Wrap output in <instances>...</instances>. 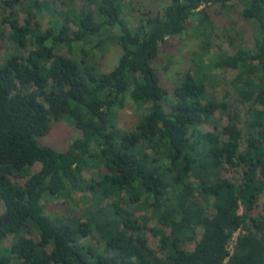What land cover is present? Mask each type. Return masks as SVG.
<instances>
[{
	"label": "trees",
	"instance_id": "trees-1",
	"mask_svg": "<svg viewBox=\"0 0 264 264\" xmlns=\"http://www.w3.org/2000/svg\"><path fill=\"white\" fill-rule=\"evenodd\" d=\"M232 1L171 0L133 26L126 0H0V264H264V0H242L254 47L226 28L231 54L204 55L219 29L213 7ZM190 24L205 52L170 92L154 63ZM89 42L98 54L79 56ZM111 43L121 56L104 72ZM220 70L238 72L239 106L212 93ZM129 104L137 122L123 130ZM62 120L81 136L63 151L41 145ZM76 196L91 202L82 216L47 215L46 200Z\"/></svg>",
	"mask_w": 264,
	"mask_h": 264
},
{
	"label": "rangeland",
	"instance_id": "rangeland-1",
	"mask_svg": "<svg viewBox=\"0 0 264 264\" xmlns=\"http://www.w3.org/2000/svg\"><path fill=\"white\" fill-rule=\"evenodd\" d=\"M44 1V0H41ZM48 2L53 3L56 9H61L63 0H47ZM66 1V0H64ZM82 0H77L76 4L78 6L82 5ZM171 0H126L127 10L125 18L133 25L136 26L140 23L142 16L151 11L154 14H159L163 9L170 4ZM213 12H217L216 21L218 23L219 29L217 35L211 37L212 47H209V50L206 52L202 50V44L205 42L206 37L201 34L195 35V24L189 25L188 31L183 34L181 37H175L169 39L167 43L161 45V50L158 58L155 60L154 67L159 72L161 83L168 91L172 92L173 88L180 82L182 76L190 71L193 67V60L196 53H204V55L212 56L217 54L219 49L223 51H228L231 54V49L229 47V41L225 38L224 34L226 28L229 30L230 34H235L239 42H242L247 47H254V34L252 26L246 22L242 17L243 3L242 0H233L229 7L222 8L220 5L213 7ZM26 15L20 13V20L24 24ZM41 21L43 29L46 30V26L54 21L52 15L47 12L44 13V17H38ZM1 21V16H0ZM76 30V28L73 26ZM218 36V37H217ZM0 44L3 43L0 41ZM95 43L89 42L86 46L82 45L78 47L77 52L83 56L81 49L89 51L91 54H98V52L93 51ZM61 54L64 56L70 57L71 55L67 50L61 51ZM101 55V53H99ZM121 56V49L116 43H111L107 46L106 52L103 54V57L100 59L101 70L108 72L118 65L119 58ZM214 75L217 76V81L219 82L216 85L215 90L212 92L216 97L223 101H228V92H231L229 97L230 102L235 105V93L231 86V81L237 77L238 72L233 70L225 71H215ZM127 109L120 112L119 117V128L123 130L131 129L137 122V115L134 112V109L129 104ZM166 109L168 110L171 106V102L165 101ZM239 106V105H238ZM235 107V106H234ZM239 110L245 118L247 108L240 106ZM224 125H228V118L225 117L222 121ZM203 131H213V127L210 124H204L201 126ZM81 136V132L73 127L68 121L62 120L61 122L54 123L52 126L51 133L45 138L39 139L41 145L49 146L55 148L56 150H66L70 144L78 139ZM40 170V165H36L31 169V173L37 172ZM102 170V169H101ZM98 172V170L87 171L86 177H89L91 173ZM229 178L235 177V174L232 172L225 173ZM80 196H76V202L73 200H58L55 198L45 201L46 213L52 219L55 218H72L74 216H82L84 214L85 208L91 205V202L85 203V201L80 202ZM260 207L258 209V214L262 213L264 205V196L260 200ZM149 214V212L138 210L136 213L137 216L141 217L143 215ZM157 224L153 220L150 222L149 227H155ZM166 233H169L168 229H165ZM240 233H238L239 235ZM149 245L152 249L157 250L160 244V238L152 236L151 233L148 235ZM200 234L198 239H200ZM28 238L37 242L38 237L33 235H27ZM197 239V240H198ZM13 244V237H10L5 246L10 248ZM234 247V244L230 245V249ZM195 243H191L187 246V249L193 250Z\"/></svg>",
	"mask_w": 264,
	"mask_h": 264
},
{
	"label": "built area",
	"instance_id": "built-area-1",
	"mask_svg": "<svg viewBox=\"0 0 264 264\" xmlns=\"http://www.w3.org/2000/svg\"><path fill=\"white\" fill-rule=\"evenodd\" d=\"M238 233H240V232H237L236 234H235V237H234V239L232 240V243L231 244H235V242H236V240H237V237H238ZM230 244V245H231ZM229 250L231 251V252H233V246H232V249H230V246H229Z\"/></svg>",
	"mask_w": 264,
	"mask_h": 264
}]
</instances>
